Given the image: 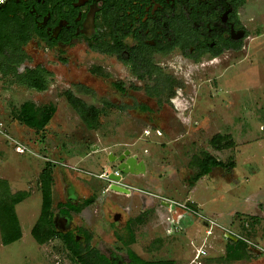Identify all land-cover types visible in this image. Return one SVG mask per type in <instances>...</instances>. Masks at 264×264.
Returning <instances> with one entry per match:
<instances>
[{
  "label": "rangeland",
  "instance_id": "obj_1",
  "mask_svg": "<svg viewBox=\"0 0 264 264\" xmlns=\"http://www.w3.org/2000/svg\"><path fill=\"white\" fill-rule=\"evenodd\" d=\"M252 1L257 5L250 6L245 14L256 18L254 25H247L251 39L245 41L244 49L227 53L213 63L183 67L180 72H191L193 78L185 80L181 76L170 99L165 94L149 97L139 82H125L127 93H117L113 85L115 78L89 74L93 66H106V60L81 47L67 55L70 60L67 66L58 63L57 55H49L35 46L25 48L29 60L19 67L20 71L44 64L54 75L49 90L43 93L12 83V77L0 73V179H9L13 192L25 190L30 194L16 206L22 239L3 246L0 236V264H78L60 238L41 246L32 236L41 213L39 176L47 165L44 158L58 162L60 158L82 156L76 166L100 175L117 169L110 162L108 151L119 153L123 149L132 150L146 162L148 172L129 181L134 191L146 190L145 196L146 193L158 195L179 203L190 199L199 207L200 215L217 226L213 231L208 230L207 223L200 221L204 219L196 216L184 233L171 237L168 236L170 225L153 212L157 205L147 203L145 209L139 197L130 201L115 196L108 201L111 205L115 203V211L133 220L130 231L113 222L111 206H107L108 213L107 204L101 203L97 211L74 214L75 228L70 232L75 233L80 226L87 229L92 237L91 247L119 264H130L128 249L147 261L264 264V0ZM257 6L262 10L260 14L254 13ZM70 76L90 89L91 92L81 95L86 104L102 109L97 130H89L78 113L65 103L63 94ZM181 82L184 91L180 89L177 95L183 104L173 105ZM28 100L40 106L56 105V113L43 132H35L14 118L17 109ZM143 106L147 107L146 111L142 110ZM6 134L35 155L18 154ZM219 135L228 136L229 140L214 145V138ZM228 144L231 145L226 148ZM106 146L111 147L103 151ZM93 149L98 152L86 159L83 155L92 153ZM204 154L217 158L224 167L214 168L193 184L190 178L198 168L192 164ZM58 169L53 185L55 214L58 204L66 200L68 189ZM66 177L72 184L74 175L68 173ZM79 179L86 182V177ZM91 181L97 178L92 176ZM144 210L147 213L142 215ZM139 217L142 222L135 223ZM227 229L248 244L245 249L248 258H235L236 252L230 250L226 237ZM203 245H207L208 256L193 262L196 250ZM251 247L260 249L261 253L251 251Z\"/></svg>",
  "mask_w": 264,
  "mask_h": 264
},
{
  "label": "flooded vegetation",
  "instance_id": "obj_2",
  "mask_svg": "<svg viewBox=\"0 0 264 264\" xmlns=\"http://www.w3.org/2000/svg\"><path fill=\"white\" fill-rule=\"evenodd\" d=\"M251 1L9 0L0 6V73L6 78L12 77V83L35 93H43L49 90L54 75L44 64L25 67L20 71L19 67L29 60L25 48L35 46L49 55H57L58 63L67 66L70 61L67 55L71 50L81 47L107 62L106 66H93L89 73L92 77L115 78V91L121 95L127 93L125 82H139L149 97L159 98L163 94H170L169 81L174 80L177 86L181 76L185 80L193 78L191 72H180L183 67H194L204 62L213 63L222 60L227 53H238L244 49L245 41L251 39L247 25H252L256 18H248V14H245L250 6L257 5ZM261 11L257 6L254 13L260 14ZM168 69L172 72L166 73ZM40 76L46 87L43 90L39 83L33 86L29 83L38 80ZM68 80L70 83L63 94L65 103L77 112L69 98L86 103L81 97L85 91H91L82 82L72 80L71 76ZM182 87L181 82L176 95L180 89L184 91ZM177 97L173 98V105L180 102L183 104V99L179 95ZM26 102L41 108L53 106L54 114L56 113L55 103L40 106L29 100L24 103ZM144 108L145 106L142 110ZM127 151L131 155L135 154L132 150L124 149L116 156L119 157ZM139 160L144 161L142 158ZM138 176L140 175H125L124 179L130 181ZM64 184L65 187L68 186L67 192L70 188L76 194V187L68 179H65ZM132 191L130 196L117 193L115 196H123L131 201L138 198L135 197L137 192L134 188ZM146 195L150 197H139L144 206L148 199L152 200V206L157 205V201L159 204L160 201L155 199V195ZM90 198L79 194L74 201H66L65 203L82 207V210L80 213H72L71 218L61 215L59 211L54 218L56 227L64 233L74 229L73 215L83 213L90 206H84L83 202ZM177 208L168 209L177 215ZM144 213L147 211H142V215ZM111 217L120 228L126 229L130 224L132 226L133 220L125 218L124 213L111 211ZM63 218L68 219L66 224L62 223ZM81 230L90 235L82 226L77 227L73 234L86 247Z\"/></svg>",
  "mask_w": 264,
  "mask_h": 264
},
{
  "label": "trees",
  "instance_id": "obj_3",
  "mask_svg": "<svg viewBox=\"0 0 264 264\" xmlns=\"http://www.w3.org/2000/svg\"><path fill=\"white\" fill-rule=\"evenodd\" d=\"M42 76L38 77L36 81H30V85L33 86L36 83L40 84V89L43 90L46 87L44 86V79H41ZM28 83V84H29ZM171 87V92L167 96V99L170 98V95L173 93L175 88V81L168 82ZM167 85V84H166ZM71 97V96H69ZM71 103L74 105L78 115L83 120L85 125L89 130H97L100 126V118L102 115V109H99L95 106L87 105L84 102H80L75 98H69ZM147 110V107L144 108ZM54 107H36L31 102H26L14 114V118L21 125L34 130L35 132H43L48 124L50 123L54 115ZM229 140L228 136H216L214 138L213 144H220ZM231 144L225 145L229 147ZM192 165L197 166L198 171L190 178L191 183L198 182L204 176L209 175L214 168L224 167V164L219 161L217 158L204 154L202 158H196ZM53 164L47 163L43 171L39 176V186L42 198V206L40 217L38 218L36 224L32 229V236L39 245H45L51 242L54 239L60 238L64 244L66 250L71 254V257L78 264H119L118 261L110 259L106 255L102 254L99 250L91 247V236L84 233L85 244L77 240V237L72 232H61L58 227H56L54 218L55 212L53 210ZM29 193L24 192H13L10 186V183L6 179H0V236L1 243L3 246L12 245L20 241L23 237L22 227L20 219L18 217L16 206L22 203L26 198L29 197ZM84 206H89L94 203V199L90 198L84 200ZM59 209L63 212L64 216L71 218L72 213H80L82 207L75 206L71 203L60 204ZM142 222V218H139L135 223ZM134 223V222H133ZM131 227V224L130 226ZM134 238V237H133ZM230 245V250L236 252L235 258H248L246 255L247 252L245 249L248 248V244L239 240L234 242L228 239ZM246 252V253H245ZM252 253V252H248ZM128 257L130 259V264H177L175 261H147L139 257L134 251L127 250ZM234 259V258H233Z\"/></svg>",
  "mask_w": 264,
  "mask_h": 264
},
{
  "label": "crops",
  "instance_id": "obj_4",
  "mask_svg": "<svg viewBox=\"0 0 264 264\" xmlns=\"http://www.w3.org/2000/svg\"><path fill=\"white\" fill-rule=\"evenodd\" d=\"M12 137V136H11ZM15 139V138H14ZM16 141H18L17 139H15ZM19 142V141H18ZM20 143V142H19ZM22 144V143H21ZM12 145V144H11ZM14 147V146H13ZM108 147H109V149H110V147L111 146H106L104 149H103V151H105V149H108ZM98 148V147H97ZM15 149V148H14ZM124 150V149H123ZM123 150H121L119 153H116V152H112V151H108V156L110 157V154H113V155H119ZM16 151V150H15ZM98 151H101V149H100V147H99V150ZM98 151H94V149L92 150V153H89L88 155L87 154H84L83 156H86V159H88L89 158V156H91V155H94L95 153H97ZM17 152V151H16ZM18 153V152H17ZM18 154H20V153H18ZM26 154V153H25ZM91 154V155H90ZM23 155V154H22ZM133 155H135V154H133ZM82 156H78V157H70V158H67V157H65V158H60V159H58V162H52L51 160H48V159H46V158H44L45 160H47V162L46 163H52L53 164V167H52V171H53V178H54V184H56V177H55V174H57V172H56V167H58L59 169V175H61L62 176V178H63V182L65 183V179H66V175L69 173V175L72 177V175H74V177H73V179H71L72 180V184L76 187V194H75V192H72L71 191V189L69 188V190H68V192L66 191L65 193H66V200L63 202V203H59L58 204V208H59V205L61 204H66L65 202L66 201H68L69 199H71V200H75L76 199V195H82L83 197H87V198H93L94 199V203L92 204V205H90L88 208H85L84 210H83V213L87 210V211H89V210H94V211H97V209L100 207V204L102 203L103 205H104V203L105 204H107L106 206H105V208H106V210L108 211V213H109V208L107 207V206H111V208H112V210H113V212L115 211V203H114V205H111L110 203L111 202H109L110 200H113L112 198H115V194L116 193H110V192H108V191H110L109 189H108V183L105 181V180H103V179H99V178H97V181H91L92 180V177H89V176H85L84 174L85 173H90V174H92V172H90V171H87V170H85V169H81V168H78L76 165L77 164H79L80 163V161L82 160V158H81ZM49 158V157H48ZM139 159H140V157H139ZM62 162V163H66V164H69V163H67L68 161L70 162V161H72V162H74V164H69L70 166H72V167H75L76 169H78V171L80 172L79 174L78 173H75V171H77V170H73V169H66V168H64V167H62V166H60L59 164H57V163H59V162ZM63 161H65V162H63ZM112 164H114V163H112ZM145 164H146V162H145ZM115 165V164H114ZM46 166V165H45ZM55 166V167H54ZM28 169V168H27ZM147 169V168H146ZM69 170H71V172L69 171ZM43 171V169L41 170V172ZM74 171V172H73ZM82 171V172H81ZM115 171V170H114ZM111 173V172H110ZM65 176V177H64ZM70 177V178H71ZM82 177H86V182H81V180L79 179V178H81L82 179ZM1 179H3V178H1ZM6 180H8V182H9V179H6ZM124 181V183L126 184V185H130L131 183L129 182V180H127V179H124L123 180ZM123 181H122V183H123ZM79 182V183H78ZM87 182H89V183H87ZM10 183V182H9ZM10 186H11V183H10ZM129 187H131V185L129 186ZM135 188V187H134ZM78 190H79V192H78ZM25 191V190H24ZM26 192H28V191H26ZM137 192V191H136ZM146 192V190H143V192L142 193H139V194H137L136 193V196L135 197H141L142 195H143V193H145ZM29 193V192H28ZM106 193V194H105ZM114 196V197H113ZM145 196V195H144ZM146 196H149L150 197V195H146ZM156 197H155V199H158L159 200V197L160 196H158V195H155ZM30 197V196H29ZM28 197V198H29ZM68 197V198H67ZM117 198V197H116ZM162 198V197H161ZM106 200L108 201L107 203H106ZM188 200H190V199H188ZM188 200H186V202L188 201ZM70 201V200H69ZM160 202H159V204H158V201H157V206H158V208H156V210H155V212H157V214H159L160 215V217H161V219L166 223V224H169L170 225V228H169V231H168V236H171L172 237V235H174L175 233L176 234H182V233H184V231L189 227V226H191L193 223V219L196 217V215H194V214H191V213H189L188 211H183V212H181L180 210H178L177 212H178V214L176 215V213H174L173 215H171V213H170V209H168V208H166V207H164V206H162V204H161V199L159 200ZM172 201H174V200H172ZM147 203H152V200H148L147 201ZM153 204V203H152ZM152 204L150 205V206H152ZM156 205V204H155ZM196 205V204H195ZM146 207L147 206H145V209H146ZM103 208V207H102ZM119 208V207H118ZM164 208H166V209H168V210H164L163 211V209ZM152 210V209H151ZM60 211V213H61V215H63L64 216V214H63V212L59 209L58 210V212ZM147 210H145V212H146ZM198 212H199V207H198V210H197ZM58 214V213H57ZM57 214H55V217H56V215ZM180 215V216H179ZM194 215V216H193ZM198 218V217H197ZM64 219V218H63ZM62 219V220H63ZM200 220V219H199ZM55 221V220H54ZM202 223H204L205 221L204 220H200ZM130 226V225H129ZM129 226H127V229H128V231H130V229L128 228ZM206 226H207V229H209L210 228V226L208 225V224H206ZM173 228V229H172ZM214 228L215 227H213L211 230L213 231L214 230ZM226 232H228V229L226 230ZM175 236V235H174ZM239 237V236H238ZM204 246V248L207 250V245L205 246V245H203ZM207 254H208V251H207ZM208 256V255H207ZM194 257H195V255H194Z\"/></svg>",
  "mask_w": 264,
  "mask_h": 264
},
{
  "label": "water",
  "instance_id": "obj_5",
  "mask_svg": "<svg viewBox=\"0 0 264 264\" xmlns=\"http://www.w3.org/2000/svg\"><path fill=\"white\" fill-rule=\"evenodd\" d=\"M110 162L116 164L117 166V171H119V175H115L114 171L110 173L109 177L110 179L113 180L114 183L111 184L109 190L111 192L117 193V194H122L126 196L132 195V189L134 187H129L125 183H122L123 177L121 174L124 175H141L146 173V164L144 161H140L138 156L136 155H131L129 151L123 153L121 156H114L113 154H110ZM92 177V176H90ZM132 188V189H131ZM162 206L169 208L171 207V210L175 208V205H171V203L167 201H161ZM186 204L194 209L198 210V207H196L192 202L188 201ZM68 222V219L64 218L63 219V224H66ZM227 239H230L234 242H238L240 238L233 233L227 232L226 233ZM251 251H254L258 254L261 253L260 249H255L254 247L250 248Z\"/></svg>",
  "mask_w": 264,
  "mask_h": 264
},
{
  "label": "built area",
  "instance_id": "obj_6",
  "mask_svg": "<svg viewBox=\"0 0 264 264\" xmlns=\"http://www.w3.org/2000/svg\"><path fill=\"white\" fill-rule=\"evenodd\" d=\"M9 0H0V6L6 4ZM7 135V138L8 140L11 142V144L14 146L15 150L20 153V154H25V153H29V154H33L35 155V153L32 151L29 150V148L21 143H19L18 141H16L13 137L9 136L8 134ZM59 164L60 166L64 167V168H68V169H73V170H77L75 167H72L66 163H57ZM82 172V171H81ZM85 174H88L90 176H95L99 179H103L105 180L107 183H108V189L110 188L111 184L114 183L112 179H110L109 175L110 173H104V174H100V175H93V174H90V173H85ZM114 174L115 175H119V171L115 170L114 171ZM162 200V201H167L169 203H171V205H175V207H179L181 209H184L186 211H188L189 213L191 214H194L196 216H199V217H202L200 215V213H198L197 211H195L194 209L190 208L186 203H179V202H176V201H172V200H166L164 198H161L159 197V200ZM204 219V221L210 226V228L208 230H211L213 227L217 226L216 222H214L213 220L211 219H208L206 217H202ZM230 232V231H228ZM211 233V232H209ZM207 255V250L202 246L201 248L197 249L196 250V254H195V257L193 259V262H196V261H199V259L205 257Z\"/></svg>",
  "mask_w": 264,
  "mask_h": 264
}]
</instances>
